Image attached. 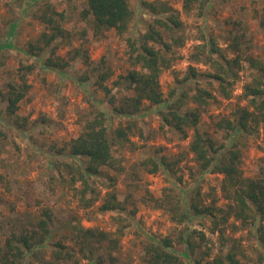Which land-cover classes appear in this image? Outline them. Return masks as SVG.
I'll return each mask as SVG.
<instances>
[{
	"label": "rangeland",
	"instance_id": "1",
	"mask_svg": "<svg viewBox=\"0 0 264 264\" xmlns=\"http://www.w3.org/2000/svg\"><path fill=\"white\" fill-rule=\"evenodd\" d=\"M35 1L0 0V90L4 92L9 83L19 81L21 62L33 65L27 72L29 90L15 115H7V101L0 96V127L7 138L0 151V247L12 232L37 228L43 217L51 229L48 243L29 252L23 264H148L146 243L169 237L182 253L186 252L182 235H191L199 243L194 256L185 254L186 261L195 263V258H200L205 262L231 252L241 264H264V245L254 225L244 227L234 215L222 221V211H217L220 224L212 231L211 217L178 221L168 209L169 199L180 209L185 207L197 188L206 204L216 199V207L227 208L232 201L224 195L222 174L200 170L189 150L192 132L185 137L166 125L161 116L168 102L179 100L183 109L194 108L197 89L210 91L212 96L200 107V130L218 147L241 151L244 178L258 176L264 165V124L251 118L245 120L244 128L239 123L244 109L258 111L251 102L255 97L251 89H262L263 94L255 99L264 103V29L260 27L264 0H208L203 11L197 6L185 10L182 0H130L135 14L128 31L119 35L111 29L99 38L93 32V17L82 16L86 0ZM46 1L64 13L63 17L41 7ZM145 1L157 10L151 11ZM163 3L170 7L165 13ZM45 12L57 17L75 36L59 38L36 57L28 46L48 31L41 18ZM167 15L182 22L174 34L183 38L181 46L172 42V32L155 22ZM234 20L241 25H233ZM151 24L159 27L165 40L174 43L172 65L160 76L164 103L145 101L135 115H113L108 129L116 166L103 167L99 175L89 177L87 187L79 173L87 160L70 155L69 143L103 107L115 112V106L128 99L131 89L125 75L140 69L129 58L128 40L140 43ZM231 29L243 35L239 49L230 39ZM211 38L219 51L209 54ZM75 48L86 50L90 62L84 63L81 57L71 59ZM206 55L218 63L199 60ZM48 57L71 61L66 67H46ZM102 59L111 74L99 82V73L105 69L96 67ZM191 67L196 76L190 73ZM218 72L225 78L227 90L210 76ZM128 124L132 125L129 139L116 140V128ZM154 163L158 168L154 169ZM111 195H115L117 207L103 208ZM87 201L91 205L86 206ZM252 214L259 223V215ZM82 227L111 233L110 237L118 239V247L113 249L105 240L95 243L93 254L84 249L92 255L85 256L77 239ZM58 240L66 243L74 258L58 260L54 256Z\"/></svg>",
	"mask_w": 264,
	"mask_h": 264
},
{
	"label": "trees",
	"instance_id": "2",
	"mask_svg": "<svg viewBox=\"0 0 264 264\" xmlns=\"http://www.w3.org/2000/svg\"><path fill=\"white\" fill-rule=\"evenodd\" d=\"M31 0H26L29 4ZM34 1V0H33ZM42 0H36L35 3ZM208 0H182L183 8L187 11L197 6L203 11ZM38 2V3H39ZM145 6L151 11H156V5L152 2L145 1ZM47 6V7H46ZM51 9L53 13L63 17L64 13L55 11L46 1L43 6ZM43 9V8H42ZM170 9L169 5L163 3L161 10L163 13ZM200 11V12H201ZM135 11L132 8L130 0H86V7L82 10V16L91 15L93 17V32L96 38L108 30H115L117 34L123 35L129 29V24L133 18ZM202 14V12L200 13ZM44 22L48 24V31H43L41 37L29 42V53L38 57L39 54L50 46L54 41L61 37L75 36L72 32L67 31L59 22V19L49 15L45 12L42 16ZM155 22L163 26L166 30L172 32V42L181 46L184 44L182 37L175 34V30L179 28L182 22L175 15H167L164 17H157ZM233 25L240 24V21H232ZM260 27L264 29V18L260 22ZM87 36V32L83 31ZM230 39L237 49L243 40V35L236 29H231ZM130 44V60L133 65L140 66V69H133L125 75V80L129 84L130 94L128 99L120 106H115V112L103 107L97 116L87 121L81 133L73 138L69 143V153L74 157H79L87 160L84 167H80L79 173L84 180V184L89 187L88 178L94 175H99L103 167H114L115 157L113 155V140L110 137L108 124L112 121L113 115H127L132 116L142 109V104L145 101L151 104L164 103L163 91L160 84V76L162 71L169 68L173 61V44L171 41L164 39L162 31L157 25L151 24L149 29L143 34L140 43L128 40ZM212 46L209 54L214 51H219L215 46L214 39H210ZM155 44H160L161 47L156 48ZM207 46V45H206ZM204 46L202 50L206 49ZM81 57L84 63L90 62V56L86 50L75 48L71 59ZM71 59L65 60L63 58L55 59L48 57L44 60L46 67H66L70 64ZM70 60V61H69ZM199 60L216 65L218 63L211 55L200 57ZM238 62V61H237ZM238 64V63H237ZM104 59L100 61V67L96 69L101 70L99 82L106 80L111 74L109 69H106ZM33 65L21 62L19 67V81L8 84L6 91L0 90V96L7 101L6 113L7 115H15L19 108L20 101L24 98L29 90V83L27 81V72L31 71ZM226 72V69H223ZM190 73L197 75L196 71L191 67ZM213 76L221 89L227 90V85L224 84L225 78L221 73H215ZM213 84L215 82H212ZM103 85V84H101ZM249 88V87H248ZM255 97L251 99L252 105L258 111H251L244 109L243 120L240 121L239 126L246 127L247 118L253 121L262 122L264 124V103L258 102L256 98L263 94L262 89L254 88L250 90ZM212 93L208 90L198 88L194 94V100L197 105L194 108L183 109V102L175 100L173 103L166 104V111L161 112V116L166 125L171 126L176 131L184 133L185 137L190 134L189 150L193 153L200 170L206 172L222 174L223 177V191L225 197L231 199L232 204L227 208L216 207V199L212 203L206 204L203 201L201 190L196 189L193 193L190 202L182 209L179 205H173L172 199L168 209L174 212L178 217V221H192L194 216H208L212 218L214 226L212 231H215L220 224L217 211H222V221H226L230 216H235L242 221V225H254L258 240L264 245V165L260 166L259 174L256 177L244 178V172L241 168V151L239 149L218 147L211 136L206 135L199 128L201 120L202 105L207 104ZM1 116V114H0ZM133 124V123H132ZM233 128L237 126L232 125ZM132 130V125L119 126L115 130L116 140L125 141L129 139V132ZM7 138L4 130L0 127V151L6 144ZM164 162V161H162ZM158 164L154 163V169L158 168ZM167 166H170L167 163ZM87 189H84V192ZM83 192V193H84ZM84 195V194H83ZM112 196V197H111ZM107 199L103 208L114 209L117 203L114 200L115 195H111ZM91 201L85 203L86 206L91 205ZM254 211L260 217V222L257 223V217L252 214ZM38 227L32 231L26 232H12L0 247V264H23L25 257L29 252H34L37 247L45 246L48 243L51 229L49 221L41 218L38 222ZM80 234L77 239L81 242V251L85 256L91 257L94 253L93 246L95 243H102L105 240L110 241L113 249L118 247V239L112 238L106 231L96 228L80 229ZM204 239V233H201ZM182 242L185 243L186 252L177 251L173 245L172 239L164 237L159 242H148L145 244V260L148 264H241L234 253L229 252L226 256L216 255L211 260L203 262L200 258H195V263L186 261L185 254L194 256L195 249L199 245L193 241L191 235H182ZM88 250L87 253L85 250ZM176 250V251H175ZM54 256L58 260H68L74 258V253L67 249L66 243L58 240L56 248L53 250ZM89 254V255H88ZM112 257V255H111ZM113 258V257H112ZM114 264V262L112 263Z\"/></svg>",
	"mask_w": 264,
	"mask_h": 264
}]
</instances>
